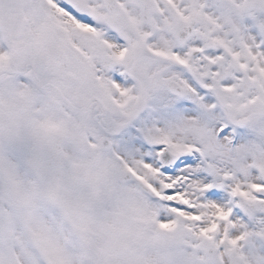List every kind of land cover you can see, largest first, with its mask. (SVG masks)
Wrapping results in <instances>:
<instances>
[{
	"label": "snow or ice",
	"instance_id": "obj_1",
	"mask_svg": "<svg viewBox=\"0 0 264 264\" xmlns=\"http://www.w3.org/2000/svg\"><path fill=\"white\" fill-rule=\"evenodd\" d=\"M0 264H264V0H0Z\"/></svg>",
	"mask_w": 264,
	"mask_h": 264
}]
</instances>
